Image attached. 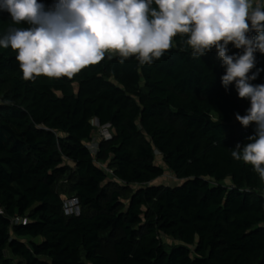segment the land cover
Wrapping results in <instances>:
<instances>
[{
  "label": "trees",
  "instance_id": "trees-1",
  "mask_svg": "<svg viewBox=\"0 0 264 264\" xmlns=\"http://www.w3.org/2000/svg\"><path fill=\"white\" fill-rule=\"evenodd\" d=\"M29 27L0 10V39ZM187 39L151 63L106 53L72 78L31 80L0 46V264H264V180L232 156L256 135L236 119L251 101L235 82L225 89L215 48L194 54ZM255 58L250 83L264 85V54ZM93 121L113 133L96 154ZM157 153L181 185L153 184ZM99 162L140 186L126 207ZM64 193L79 216L66 215Z\"/></svg>",
  "mask_w": 264,
  "mask_h": 264
},
{
  "label": "clouds",
  "instance_id": "clouds-1",
  "mask_svg": "<svg viewBox=\"0 0 264 264\" xmlns=\"http://www.w3.org/2000/svg\"><path fill=\"white\" fill-rule=\"evenodd\" d=\"M54 0L47 10L38 0H0L27 29H14L0 46L17 51L23 77H68L99 64L107 52L122 58L137 57L151 63L171 47L173 39L187 34L194 54L215 48L223 61L225 89L235 82L241 99H250L247 114H236L245 127L256 125V135L232 151L236 160L254 166L264 180V85H253L259 71L255 53L264 54V10L252 0ZM254 32L257 35L250 36ZM243 49L229 55L228 45Z\"/></svg>",
  "mask_w": 264,
  "mask_h": 264
},
{
  "label": "rangeland",
  "instance_id": "rangeland-1",
  "mask_svg": "<svg viewBox=\"0 0 264 264\" xmlns=\"http://www.w3.org/2000/svg\"><path fill=\"white\" fill-rule=\"evenodd\" d=\"M259 5L260 8L264 7V0H252V6L253 9ZM107 53H113V52H107ZM93 124L96 126V131L93 135L92 141L89 143L90 148L92 151L96 154L97 149L99 147L100 142L109 140L112 138V131L109 127H100L97 122L93 121ZM157 164L161 166L164 170V175L156 180L153 184L154 185H160V186H169V187H175L178 185H181L183 181L177 179V177L168 169L166 164L164 163L162 157L157 153ZM98 165L101 168H104L108 174H109V179L108 183L110 186L111 190L119 191L121 193V202L126 207L129 203V199L131 195L140 187L139 185H126L123 184L119 181H117L115 178L112 177L111 171L108 170V163H102L99 162ZM66 180H62L61 184L66 183ZM226 184H230V181H227ZM63 200L70 199V196L66 193L61 195ZM163 241L168 245V246H173V245H180L181 242L172 240L169 237H162Z\"/></svg>",
  "mask_w": 264,
  "mask_h": 264
},
{
  "label": "built area",
  "instance_id": "built-area-1",
  "mask_svg": "<svg viewBox=\"0 0 264 264\" xmlns=\"http://www.w3.org/2000/svg\"><path fill=\"white\" fill-rule=\"evenodd\" d=\"M105 127L110 128L109 125ZM88 146H89V143H88ZM63 202H64V209H65L66 215H69V216L70 215H76V216L80 215V205H79V201L77 198L66 199V200H63ZM24 223H26V221H24Z\"/></svg>",
  "mask_w": 264,
  "mask_h": 264
}]
</instances>
